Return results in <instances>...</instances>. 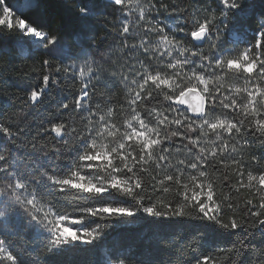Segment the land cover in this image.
I'll use <instances>...</instances> for the list:
<instances>
[{
    "label": "snow or ice",
    "instance_id": "snow-or-ice-1",
    "mask_svg": "<svg viewBox=\"0 0 264 264\" xmlns=\"http://www.w3.org/2000/svg\"><path fill=\"white\" fill-rule=\"evenodd\" d=\"M107 6L121 14L123 50L140 53L111 76L94 59L96 36L87 27L103 14L97 0H75L84 26L72 42L25 18L40 0H0V33H18L17 54L29 59L39 50L46 69L28 102H39L57 76L79 84L75 99L62 95L56 115L34 132L30 123L19 126L23 109L0 113V225L23 221L20 231L0 229V264H50L85 248L90 264H152L143 253L102 244L115 222L141 216L198 222L193 239L201 241L208 232L264 229V12L249 0H217L169 24L155 14L184 9L163 0ZM117 79L124 89L118 103L98 89ZM52 133L57 143L44 139ZM28 233L30 246L6 239ZM193 251L191 264H220Z\"/></svg>",
    "mask_w": 264,
    "mask_h": 264
},
{
    "label": "trees",
    "instance_id": "trees-1",
    "mask_svg": "<svg viewBox=\"0 0 264 264\" xmlns=\"http://www.w3.org/2000/svg\"><path fill=\"white\" fill-rule=\"evenodd\" d=\"M9 2L11 6L13 0ZM249 2L255 13L264 12V0H249ZM163 3L184 9V12L161 9L155 14L156 18L169 24L176 20L185 21V13L190 14L194 8L206 7L208 4L217 7V0H163ZM74 4L75 0H40V7L26 12L25 18L40 19L50 25L61 38L72 42L74 34L84 26L76 16ZM97 6L103 14L87 21V27L96 36L93 51L98 54L94 59L109 76L113 72L119 73L122 68L127 71L126 65L133 64L135 59L140 57V53L123 50L119 37L120 12L107 6V0H97ZM187 18L190 19V15ZM249 23L252 24L251 21ZM252 27L255 28V24H252ZM178 38L184 37L179 35ZM247 38L254 43L251 31ZM227 39L230 38L226 37ZM19 42L18 33L10 34L7 31L0 33V49L5 50L0 52V113L6 118L23 109L25 120L20 122L19 126L24 127L25 123H30L34 132L36 127L46 126L47 121L56 115L55 109L62 95H67L70 103L75 99L72 93H78L79 84L57 76L55 86L50 85L39 102L29 103L27 97L31 90H39L42 87V76L46 69L41 68L39 50L29 59L18 55ZM129 43L133 41L130 40ZM245 46L239 44L237 48L239 50ZM98 89L99 93L112 97L117 103L123 98V85L118 79L109 80L107 87L102 82L98 85ZM159 99L162 100V97ZM72 115L76 113L73 112ZM68 118L69 113L65 112L63 119ZM54 136L55 134L52 133L44 139L50 143H57ZM28 139L31 140V134ZM250 143L255 153L259 154L261 151L259 143L254 141ZM261 165L264 166V161ZM22 228L23 221L8 225L6 229L0 225V229L8 232L20 231ZM198 229V222L158 223L156 220L141 216L128 222H115V226L109 230L102 244H115L129 248L133 252L143 253L144 258L150 260L152 264H191L194 249L197 250L195 254L211 253L220 264H264V229L250 227L235 234H229L227 231L208 232L202 241L193 239ZM149 237H152L151 243H147ZM6 239L17 247L30 246L31 233L26 237L9 235ZM188 241H192L191 248L184 247ZM233 244L236 245V250L233 252L217 251L220 248H231ZM91 257L92 250L85 248L71 255L52 257L50 264H90Z\"/></svg>",
    "mask_w": 264,
    "mask_h": 264
}]
</instances>
